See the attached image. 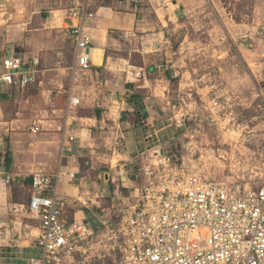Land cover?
<instances>
[{"label": "crops", "instance_id": "1", "mask_svg": "<svg viewBox=\"0 0 264 264\" xmlns=\"http://www.w3.org/2000/svg\"><path fill=\"white\" fill-rule=\"evenodd\" d=\"M27 3L28 0H0V30L5 32L0 39V62L9 53L24 59H39L40 83L32 89L38 88L44 93L56 92L50 98L55 115H51V119L40 118L43 129L48 127L54 130L49 133L52 134L49 142H53L54 147H51L50 152L41 151L53 155V159L37 156L36 159H40L37 163L45 164L43 168L33 169L31 174H25L28 176L22 175L19 169L23 165H33L32 154L27 160L26 156L17 158L12 142V166L7 169L4 165L6 156L0 163V229L3 230L0 235V264H30L29 259L40 254L37 247V220L16 211L18 204H27L30 200L32 182L27 184L25 180L32 179L33 172L43 170L54 175L60 171L62 178L58 183V191L69 201L65 217L67 223L81 220L98 233L101 220L106 217L109 208L103 204L105 192L109 188L110 195L119 200L122 196L116 184L119 178L127 191L132 192V180L125 162L129 163V167L132 166L131 162L137 163V147H142L139 154L151 148L142 144L143 126L140 124H143L144 117H150L141 115L138 102L152 99L170 107L176 104L171 97L174 91L179 93L187 106L194 101L191 100L192 92H199L197 84L187 77L185 70L180 72L174 68V52L165 51L163 57L156 53L163 42L172 40V31L178 27L183 29L192 23L190 18L194 13L204 10V0H144L139 3L132 0H89L90 10L95 12V17L88 24L93 39L91 65L86 70L77 68L74 72L71 66L76 62L75 41L67 29L71 23L66 11L70 4L69 7L58 9L40 3L37 9ZM13 18L21 21L10 23ZM35 22L39 24L32 27L31 24ZM148 28L150 32H146ZM139 29L143 31L140 35L137 34ZM57 32V41L62 42L67 36L74 42L69 66L60 65L58 59L57 65L45 64L44 56L41 57L39 53L55 42L48 35ZM182 33L186 36L184 30ZM35 35H40L42 44L31 47L28 43L33 41ZM48 71L52 75L67 74V84L61 77L63 81L57 90L48 89V84L45 85L42 78ZM175 81L178 82L176 86L173 85ZM70 97L79 98L80 103L72 113L66 115ZM70 136H74V141L69 140ZM7 177H11V182L15 181L19 189L29 188L31 194L27 202L12 199ZM112 177L115 180L109 186ZM101 178L104 179L100 181Z\"/></svg>", "mask_w": 264, "mask_h": 264}, {"label": "built area", "instance_id": "2", "mask_svg": "<svg viewBox=\"0 0 264 264\" xmlns=\"http://www.w3.org/2000/svg\"><path fill=\"white\" fill-rule=\"evenodd\" d=\"M66 11L76 50L71 70H86L93 40L88 24L95 12L89 0H72ZM39 64L37 57L5 55L0 62V85L20 90L38 85ZM208 88V106L217 114L221 107L217 86L212 83ZM79 103V98L70 97L66 115ZM191 115L198 113L178 115V125ZM43 127L37 118L30 129L38 133ZM248 143L254 145L255 137ZM134 162L130 169L139 184L131 192L133 200L118 210L116 218L104 217L98 233L81 220L67 223L69 201L58 191L60 171L54 175L33 172L30 200L16 207L38 222L40 254L31 257L30 264H264V161L248 180L207 175L180 162L165 146L144 152L136 160L137 169ZM10 181L7 177L6 182Z\"/></svg>", "mask_w": 264, "mask_h": 264}, {"label": "rangeland", "instance_id": "3", "mask_svg": "<svg viewBox=\"0 0 264 264\" xmlns=\"http://www.w3.org/2000/svg\"><path fill=\"white\" fill-rule=\"evenodd\" d=\"M204 2V10L191 16L192 23H188L183 29L178 27L172 31V40L163 42L156 53L160 57L165 51L174 52V68L180 72L185 70L187 77L197 84L199 92H192L191 100L194 101L187 106L179 93L171 92L176 109L168 105L163 106V102L152 99L148 102H138L141 115L150 117H144L143 124H140L143 126L142 144L151 148L165 146L180 162L185 161L207 175L218 178L245 176L248 180L256 176V166L264 161V150L257 149L258 145L264 147V0ZM40 3L45 7L59 9L69 7L71 0H28L27 4L38 9L40 7L37 4ZM14 18L10 23L21 21ZM38 24L35 22L31 26L36 27ZM183 30L186 36L183 35ZM150 31L151 29H146V32ZM4 33L0 30V39ZM142 33V29L137 31L138 35ZM57 35L58 32L48 35L55 42L48 44L50 47L39 53L41 57L44 56L45 64L57 65L58 59L60 65L69 66L74 42L66 35V39L59 42L57 37L55 38ZM32 40L28 43L31 47L42 44L40 35H35ZM61 77H64V83L67 84V74L52 75L48 71L42 76L45 85L48 84V89L54 91L62 84ZM177 83L175 81L173 85L176 86ZM212 83L217 86L216 95L221 104L217 114L211 112L207 102L208 85ZM55 93H44L38 88L19 90L0 85V163L4 161L7 142L10 146L14 143L13 150L17 158L26 156L27 160L32 154L30 158L33 165H23V168L19 169L22 175L31 174L33 169L43 168L45 164H38L40 159L37 160V156L53 159V155L41 151L50 152L51 147H54L53 142H49L52 137L49 133L54 130L46 127L33 134L30 128L36 118H53L51 115L55 113L52 112L50 98L55 96ZM187 111L190 114L197 112L198 116L191 115L184 124L178 125V115ZM13 121L15 123H12ZM250 137H255L256 145H249ZM141 148L139 146L135 149L137 158L144 153L139 154ZM114 162L116 167L117 159ZM125 163L127 173L134 184L131 182L130 186L133 190L139 180L130 169L129 163ZM139 166L138 162L134 163L135 169ZM107 170L110 171L109 168ZM113 178L108 182L109 186L113 185ZM119 179L116 184L118 183L122 195L120 199L113 198L109 188L103 198L104 207H109L105 216L110 219L116 218L118 210L128 200H133L130 197L131 192L127 191ZM7 185L14 196L12 199L27 202L31 194L29 188L19 189L15 181H10ZM91 202L90 206L93 207Z\"/></svg>", "mask_w": 264, "mask_h": 264}, {"label": "trees", "instance_id": "4", "mask_svg": "<svg viewBox=\"0 0 264 264\" xmlns=\"http://www.w3.org/2000/svg\"><path fill=\"white\" fill-rule=\"evenodd\" d=\"M30 89H32V88H30ZM64 98H65V96L63 97V99ZM63 99H62V101H63ZM5 152H6L5 153L6 158H5V164L4 165L7 167V169H10V167L12 166V163H13V153H12L11 146H10L9 142H7V148H6ZM30 182H32L31 178H27L25 180V183H27V184H29Z\"/></svg>", "mask_w": 264, "mask_h": 264}, {"label": "water", "instance_id": "5", "mask_svg": "<svg viewBox=\"0 0 264 264\" xmlns=\"http://www.w3.org/2000/svg\"><path fill=\"white\" fill-rule=\"evenodd\" d=\"M11 55V53H9V56Z\"/></svg>", "mask_w": 264, "mask_h": 264}]
</instances>
